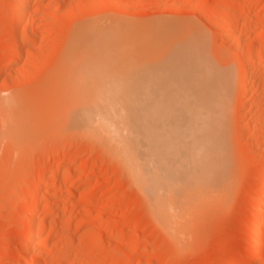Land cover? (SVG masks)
Segmentation results:
<instances>
[{
  "label": "rangeland",
  "instance_id": "1",
  "mask_svg": "<svg viewBox=\"0 0 264 264\" xmlns=\"http://www.w3.org/2000/svg\"><path fill=\"white\" fill-rule=\"evenodd\" d=\"M13 1L0 0V66L6 71L0 73V103H17L27 129L21 138H3L0 104V264H39V259L40 264H248L243 257L251 250L250 226H264V215L256 222L252 214L254 206L263 204L264 53L256 48L264 43V0H114L119 7L112 0H34L19 26L13 21ZM168 15L192 19L206 34L208 47L232 59L238 70L231 112L234 176L217 198L188 208L180 219L179 242L152 214L137 178L109 152L104 131L92 128L83 113L88 96L102 85L93 80L137 78L126 62L137 57L63 54L74 30L92 20L130 17L141 22ZM223 16L232 18L227 34L220 31ZM24 38L29 40L25 45ZM20 45L23 52L16 59ZM248 65L254 67L247 79L249 93L241 98L240 76ZM58 168L60 175L51 179ZM65 174L70 178L64 179ZM40 179L53 183L43 190L48 199L38 214L41 233L28 261L18 244ZM12 194L19 198L8 199ZM262 251L253 264H264Z\"/></svg>",
  "mask_w": 264,
  "mask_h": 264
},
{
  "label": "bare ground",
  "instance_id": "2",
  "mask_svg": "<svg viewBox=\"0 0 264 264\" xmlns=\"http://www.w3.org/2000/svg\"><path fill=\"white\" fill-rule=\"evenodd\" d=\"M13 2L16 12L13 21L19 26L27 17L34 0ZM112 3L114 7L119 4L114 0ZM137 19L118 17L87 22L74 30L63 54L137 57L126 61L128 70L137 72V78L119 75L110 76L106 80H93V84L100 82L102 85L96 86L91 96H88L90 100L85 103L83 113L92 128L104 131L101 135L109 152L121 160V163H125L126 170L137 178L135 179L138 181L134 180V183L138 182V186L144 190L142 191L148 194L152 214L164 224L169 238L173 242H179L180 219L188 208L217 198L234 176L236 161L234 163L235 142L231 112L238 70L234 69L232 59L218 55L208 47L206 34L198 29L199 25L191 18L192 21L177 20L171 16L151 20L147 18L141 22ZM231 23L232 18L226 20L223 16L220 31L227 34L231 31ZM29 36L26 38L30 40L32 37ZM27 39L21 43L25 45L29 41ZM233 44L237 45V40ZM22 50L20 45L16 51V59ZM256 52L264 53V43L256 48ZM2 67L1 65V75L5 71V66ZM253 68L248 65L240 76L243 85L241 98L249 93L247 79ZM0 104L4 113L2 137L9 140L21 138L27 129L23 112L19 110L17 103L8 99ZM59 175L60 168L52 171L51 179L55 180ZM82 177V174L76 175L75 179L80 180ZM69 178L68 174L64 175V179ZM49 183L50 179H40L37 188L36 183L34 184L32 194H27H31L28 213L26 212L27 231H24L26 234L23 232L25 235L18 244L24 250L25 260L33 256V247L41 233L38 214L47 198L44 197L43 190ZM260 187L259 196L263 204L251 206L253 219H257L260 214L264 215V181ZM11 196L14 197L12 194L8 199ZM18 196L15 197L19 198ZM253 222L255 220L251 224ZM250 227L253 228L252 231L248 228V234H252L249 236L251 243L248 241L251 250L248 254L245 252L243 259L246 263L253 264L258 260L259 251L264 248V226L257 229L253 223ZM38 261L39 264L42 262L40 259Z\"/></svg>",
  "mask_w": 264,
  "mask_h": 264
}]
</instances>
